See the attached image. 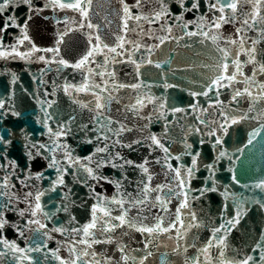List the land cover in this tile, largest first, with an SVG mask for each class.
Listing matches in <instances>:
<instances>
[{
  "label": "snow or ice",
  "instance_id": "6c2138e0",
  "mask_svg": "<svg viewBox=\"0 0 264 264\" xmlns=\"http://www.w3.org/2000/svg\"><path fill=\"white\" fill-rule=\"evenodd\" d=\"M48 9L63 18L40 47L30 29ZM0 61L44 66L24 69L41 139L0 131V264H264V231L251 253L230 239L252 209L264 214V197L233 191L264 193V156L258 176L237 168L249 146L264 147V0H0ZM5 74L0 124L21 116L19 77ZM58 93L69 112L50 98ZM243 125L246 143L229 151Z\"/></svg>",
  "mask_w": 264,
  "mask_h": 264
},
{
  "label": "water",
  "instance_id": "95a60500",
  "mask_svg": "<svg viewBox=\"0 0 264 264\" xmlns=\"http://www.w3.org/2000/svg\"><path fill=\"white\" fill-rule=\"evenodd\" d=\"M37 6L43 5V0H35ZM100 3L103 4V0H100ZM104 8H107V5L104 4ZM25 9L22 7L20 9L15 10V13L21 18L23 17ZM97 11L101 12V15H105L104 12L99 6L97 7ZM13 14V10H9L5 13V16ZM44 15H48L50 17L49 20L45 21L42 18H36L31 25L30 34L34 42L40 47H50L52 45L53 36L55 30L60 27L55 24V18H63L62 13L53 12L51 9L45 11ZM10 32H15L14 29H9ZM5 42L11 43V37H5ZM44 67L43 64H31L26 65L22 61H10L4 62L0 61V98H7L11 92L13 86L10 84L11 77L6 75L8 72H15L19 77V83L15 85V96L13 97V101L16 105L17 111L21 112L20 117H9L7 121L3 124H0V131L4 128H8L11 130L18 131L19 128L23 127L26 130L30 131L34 138L41 139L40 132L43 131L42 128L38 124H36V116L39 112L37 102L31 99L25 92L24 89H28L29 91H35V82L32 79V75L29 74L28 71H24L25 68H29L32 74H39V70ZM53 69H55V65H52ZM147 75L145 77L146 83H155L156 82V69H148ZM71 73L69 72V76ZM56 73L50 72L45 79L49 80L48 90L51 91V80L56 79ZM80 79L79 75L76 76V80ZM63 83V80L60 81ZM152 92L156 95H171L172 103L179 106H186L189 97L186 93L179 92L178 90H169L168 93H165L162 88L153 87ZM52 99H57L58 105L62 108V110L66 113L71 110L69 101L67 97L63 96V93H58L55 97H50ZM159 126H154L153 131H159ZM250 131V128L247 125L240 126L238 128L237 133L233 134L231 137L227 138L228 143L226 147L229 151H234L236 147L242 146L246 143L247 133ZM259 139V138H258ZM87 148L85 147V151L80 152L81 155L87 154ZM78 151H80L78 149ZM19 154V153H18ZM262 156H264V147L260 143H255L254 146H249V149L245 150V152L241 155V160L237 161V168L241 169L247 168L249 164H251V175L258 176L261 174V165H262ZM245 162L241 165V162ZM44 162L37 161L33 165L34 170H40L43 168ZM227 166V161L224 162V167ZM220 179L222 183H229L226 179L228 173L223 170L219 173ZM242 183L251 184L252 181L244 178ZM112 189L108 187V194H111ZM233 191L238 194H243L248 197H252L254 194L257 198L264 197V193H260L259 190L255 189H244L238 186L233 187ZM220 197L214 196L213 201L210 204V207L215 210L218 207V201ZM208 206V205H206ZM79 211V219L81 223L85 222L87 219V214L84 210ZM264 231V214L259 213L256 209H252L246 219L241 222L238 230L234 231L233 235L230 237L232 246L235 248L243 249L244 252L251 253V247L254 246L255 241L261 239L260 233ZM206 236L207 233L202 234ZM9 239L15 238L14 233L11 231L8 232ZM23 246V242H20ZM54 246V245H52ZM161 251H167V249H162ZM175 261V258H172ZM155 264H159V259L157 258Z\"/></svg>",
  "mask_w": 264,
  "mask_h": 264
}]
</instances>
